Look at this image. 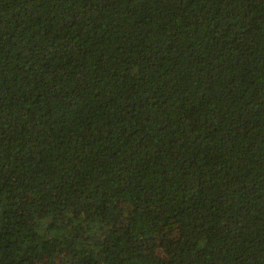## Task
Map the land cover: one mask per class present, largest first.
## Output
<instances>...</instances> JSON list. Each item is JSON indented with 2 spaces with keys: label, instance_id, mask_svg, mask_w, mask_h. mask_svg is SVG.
<instances>
[{
  "label": "trees",
  "instance_id": "obj_1",
  "mask_svg": "<svg viewBox=\"0 0 264 264\" xmlns=\"http://www.w3.org/2000/svg\"><path fill=\"white\" fill-rule=\"evenodd\" d=\"M0 264H264V0H0Z\"/></svg>",
  "mask_w": 264,
  "mask_h": 264
}]
</instances>
